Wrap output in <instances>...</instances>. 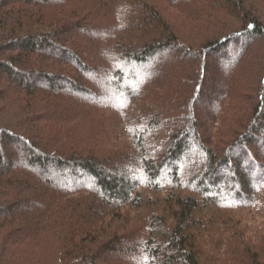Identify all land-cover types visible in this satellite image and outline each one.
I'll return each instance as SVG.
<instances>
[{
	"label": "trees",
	"instance_id": "1",
	"mask_svg": "<svg viewBox=\"0 0 264 264\" xmlns=\"http://www.w3.org/2000/svg\"><path fill=\"white\" fill-rule=\"evenodd\" d=\"M127 258L264 264V0H0V264Z\"/></svg>",
	"mask_w": 264,
	"mask_h": 264
},
{
	"label": "rangeland",
	"instance_id": "2",
	"mask_svg": "<svg viewBox=\"0 0 264 264\" xmlns=\"http://www.w3.org/2000/svg\"><path fill=\"white\" fill-rule=\"evenodd\" d=\"M166 10V11H165ZM164 11H163V13L165 14V18H167V20H169V18H170V22H171V24L173 25V26H175V27H177V28H179L180 29V31L182 32H187V33H193V31H189L190 29H192V28H190V27H192V25L194 26H197L196 25V23L195 22H189V21H186L183 17H181L178 13H176V12H174V11H172V10H170V9H165ZM116 27V25H115V23H111V25L110 26H105L104 27V29H103V26L101 27L103 30H101V28H100V34L101 35H104V34H112V32H113V29ZM99 30V29H98ZM198 31V30H197ZM97 31H94L93 33L95 34ZM92 33V34H93ZM91 34V36H93ZM195 33H193V35H194ZM242 56V53L241 52H235V57L233 58V60L231 61L232 62V64H234V65H238L239 63H238V58H240ZM162 61H165V60H162ZM228 65H222V64H217L216 66H213L212 64L211 65H209V68L211 69V70H217V69H221L222 67H227ZM241 68H243L242 66H241ZM139 82H141V79H140V81ZM215 83H214V85H215V87H218V86H220L219 85V80L217 79V78H215V81H214ZM111 99H115V96L113 95V93L112 92H109V93H107V94H103V95H101L100 97H99V101L100 102H102V101H105V100H111ZM213 110V106L211 107V108H206L205 107V109H204V112H205V114L204 115H207V117L211 114V111ZM203 120V118H201L200 119V121H202ZM6 151L8 152V153H11V154H13L14 155V157L15 158H17V155H16V151L15 150H13V149H10V148H7L6 149ZM54 181L55 182H58L59 181V178L58 177H54ZM123 264H135V261H133V260H129L128 258L126 259V263H123Z\"/></svg>",
	"mask_w": 264,
	"mask_h": 264
},
{
	"label": "snow or ice",
	"instance_id": "3",
	"mask_svg": "<svg viewBox=\"0 0 264 264\" xmlns=\"http://www.w3.org/2000/svg\"><path fill=\"white\" fill-rule=\"evenodd\" d=\"M251 27V26H250ZM145 264H147L146 260H145Z\"/></svg>",
	"mask_w": 264,
	"mask_h": 264
}]
</instances>
